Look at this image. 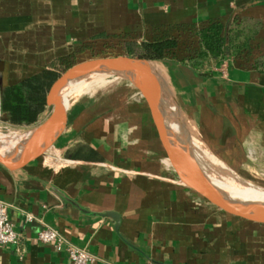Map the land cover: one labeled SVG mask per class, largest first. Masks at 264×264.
<instances>
[{
  "label": "crops",
  "instance_id": "1",
  "mask_svg": "<svg viewBox=\"0 0 264 264\" xmlns=\"http://www.w3.org/2000/svg\"><path fill=\"white\" fill-rule=\"evenodd\" d=\"M231 20L258 22L249 49L212 64L208 76L181 61L199 48V31ZM167 37L178 55L155 62L191 139L245 177L264 175L262 1L0 0V89ZM0 200L20 234L18 245L0 246V264H73L38 241L45 226L92 252L93 264H264V225L221 212L179 182L147 106L120 78L73 102L45 156L15 171L0 164Z\"/></svg>",
  "mask_w": 264,
  "mask_h": 264
},
{
  "label": "water",
  "instance_id": "2",
  "mask_svg": "<svg viewBox=\"0 0 264 264\" xmlns=\"http://www.w3.org/2000/svg\"><path fill=\"white\" fill-rule=\"evenodd\" d=\"M98 72H111L130 83L138 92L150 112L158 141L165 151L167 161L181 184L196 194L202 202L210 204L227 215L264 225V209L233 201L216 189L217 196L214 195L204 184L199 173L190 166L187 147L170 135L172 129L168 119V110L161 95L163 82L156 62L149 59L123 54L89 59L69 66L53 82L46 95L47 106L51 108L48 117L30 133L23 151L18 156L0 154V164L15 171L45 156L54 147L67 121V108H65L60 94L62 87ZM38 144H41V147L36 151ZM226 202L234 204L236 207H229ZM109 215L119 222L118 216Z\"/></svg>",
  "mask_w": 264,
  "mask_h": 264
},
{
  "label": "trees",
  "instance_id": "3",
  "mask_svg": "<svg viewBox=\"0 0 264 264\" xmlns=\"http://www.w3.org/2000/svg\"><path fill=\"white\" fill-rule=\"evenodd\" d=\"M258 27V22L251 21L239 23L231 20L226 25L213 22L199 31V48L192 49L189 56L181 61L202 76L211 75L212 64L222 61L227 55H237L249 49ZM179 46L177 39L167 37L144 43L127 42L123 49L124 55L130 57L160 61L177 57ZM256 65L264 70V57ZM67 68L51 65L0 89V117L15 126L35 125L48 107L46 95L51 85Z\"/></svg>",
  "mask_w": 264,
  "mask_h": 264
},
{
  "label": "bare ground",
  "instance_id": "4",
  "mask_svg": "<svg viewBox=\"0 0 264 264\" xmlns=\"http://www.w3.org/2000/svg\"><path fill=\"white\" fill-rule=\"evenodd\" d=\"M93 79L90 81L86 79L76 80L62 87L60 94L65 108H67L69 102L73 100L72 98L75 95L79 93L82 94L87 89L85 93L90 92L105 84L104 81H98L99 78L97 76H94ZM161 95L162 101L168 110V119L172 129L170 135L185 146L187 144L186 147L189 150L188 158L190 166L199 173L209 191L216 195V189L233 201L247 203L255 208L264 209V189L240 181L241 178L239 177V180L236 176H232L231 174H233V171L226 166V164L222 163L221 160H218L217 157L215 158L213 154L206 150L202 152L201 148L194 140L191 139L190 142H187V137L190 139L189 132L186 129L187 127H185L184 123L180 120L181 114L178 112L177 102L174 101L170 91L165 85H162ZM30 133L23 134L18 132V130L9 134L0 133V154L4 156H18L23 151ZM40 147L41 144H38L36 151H38ZM226 203L229 207H236L234 204L229 202Z\"/></svg>",
  "mask_w": 264,
  "mask_h": 264
},
{
  "label": "built area",
  "instance_id": "5",
  "mask_svg": "<svg viewBox=\"0 0 264 264\" xmlns=\"http://www.w3.org/2000/svg\"><path fill=\"white\" fill-rule=\"evenodd\" d=\"M226 66V64L224 65ZM31 220V217L28 216ZM37 239L42 244H51L58 252H65L73 264H93L97 257L86 248H81L67 240L58 230L45 226L38 232ZM20 242V234L15 230L8 214V206L0 200V246Z\"/></svg>",
  "mask_w": 264,
  "mask_h": 264
},
{
  "label": "rangeland",
  "instance_id": "6",
  "mask_svg": "<svg viewBox=\"0 0 264 264\" xmlns=\"http://www.w3.org/2000/svg\"><path fill=\"white\" fill-rule=\"evenodd\" d=\"M118 55H122V54H120L118 51H110V52H102V53L100 52V53L94 54L92 57H94V58H103V57H114V56H118ZM94 58H91V59H94ZM94 76H97L99 78L98 81H104L105 84H103V86L97 87L96 88L97 90L93 89L90 92L85 93L88 90L87 89L82 94L79 93L78 95H75L72 98L73 100L69 102V104L67 106V109L70 108V106L73 104V102L77 98H79L81 96L86 97V96L95 95V93L97 91H99L101 89H104V88H107L112 83L114 78H119V77H117V75H114L111 72H98V73H94V74L85 76V77H83V78H81L79 80L86 79L87 81H90L91 79L94 78ZM95 79H93V80H95ZM162 85H165L164 82L162 83ZM165 87L167 88L166 85H165ZM177 109H178V112L180 114V111H179L178 107H177ZM50 112H51V108L48 111V115L50 114ZM180 120L183 123V120L181 119V116H180ZM37 125L38 124L31 125V126H15V125H12V124L8 123L3 117H0V133H2V134H9V133H12V132H16L17 130H18V132H21L23 134H27V133L32 132ZM190 141H191V137H190V139H188V137H187V142H190ZM186 146H187V144H186ZM224 172L229 174L226 171H224ZM231 175L232 176H236V178L239 179V180L241 178L240 181H242V182H244L246 184H249V185L254 186V187H260V188L262 187L264 189V175H258V178H251L250 174L248 175L249 177H245L243 174H240V173H238L236 171H233V174H231Z\"/></svg>",
  "mask_w": 264,
  "mask_h": 264
}]
</instances>
